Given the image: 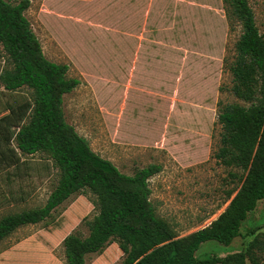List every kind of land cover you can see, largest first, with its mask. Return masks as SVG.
Masks as SVG:
<instances>
[{
	"label": "rangeland",
	"instance_id": "obj_1",
	"mask_svg": "<svg viewBox=\"0 0 264 264\" xmlns=\"http://www.w3.org/2000/svg\"><path fill=\"white\" fill-rule=\"evenodd\" d=\"M15 4L20 0H6ZM24 15L45 57L68 66L78 86L63 97L67 123L91 149L121 172L155 163L150 200L178 237L208 225L228 204L238 183L215 153L220 146L217 115L236 99L231 87L241 24L229 0H28ZM264 34V0H247ZM22 103L26 121L31 90L7 91L0 83V107ZM26 167L3 176L0 218L44 205L58 170L43 153L25 155ZM8 193L10 199L5 194ZM3 196V197H1ZM6 197V198H5ZM99 211L96 196L75 193L42 222L17 228L0 241V264H67L62 239L87 236V222ZM264 233V198L241 226L244 235ZM253 236L228 245L202 242L196 256L245 249ZM264 264V251L260 252ZM111 240L84 264H120ZM247 264H251L249 261Z\"/></svg>",
	"mask_w": 264,
	"mask_h": 264
},
{
	"label": "trees",
	"instance_id": "obj_2",
	"mask_svg": "<svg viewBox=\"0 0 264 264\" xmlns=\"http://www.w3.org/2000/svg\"><path fill=\"white\" fill-rule=\"evenodd\" d=\"M241 24L235 58L230 65L231 92L240 102L220 107V146L215 158L236 169L238 180L227 192L228 204L208 225L178 237L159 217L150 200L149 179L161 165L150 163L132 175L95 153L85 137L66 122L63 97L79 84L68 66L48 60L24 11L28 0H0V83L7 91L31 90L32 108L15 134L22 155L43 153L58 170V180L43 206L3 215L0 241L17 228L47 219L72 194L96 196L98 213L87 222L88 235L69 233L63 239L67 264H84L111 240L122 252L120 264H261L264 233L259 227L241 233L242 223L264 198V34L259 33L247 0H229ZM22 104L18 108L23 115ZM253 236L245 249L225 255L196 256L202 242L228 245L235 237Z\"/></svg>",
	"mask_w": 264,
	"mask_h": 264
},
{
	"label": "crops",
	"instance_id": "obj_3",
	"mask_svg": "<svg viewBox=\"0 0 264 264\" xmlns=\"http://www.w3.org/2000/svg\"><path fill=\"white\" fill-rule=\"evenodd\" d=\"M3 66V61L0 59V71ZM22 103L12 104L6 102L4 106L0 107V189L2 190L4 185L2 183L3 176L7 181V177L10 174H18L19 170L26 167L25 155H22L15 144V134L20 125L24 122L23 117L20 115L18 108ZM32 155V154H31ZM21 172V170H20ZM10 199L8 193L2 192L1 195ZM3 197V196H1ZM5 197V198H6ZM4 198V197H3ZM2 198H0L1 200ZM9 254L1 252L0 257H4Z\"/></svg>",
	"mask_w": 264,
	"mask_h": 264
}]
</instances>
